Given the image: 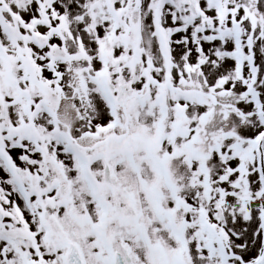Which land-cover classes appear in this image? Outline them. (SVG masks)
<instances>
[{"label":"snow or ice","instance_id":"1","mask_svg":"<svg viewBox=\"0 0 264 264\" xmlns=\"http://www.w3.org/2000/svg\"><path fill=\"white\" fill-rule=\"evenodd\" d=\"M0 264H264V0H0Z\"/></svg>","mask_w":264,"mask_h":264}]
</instances>
